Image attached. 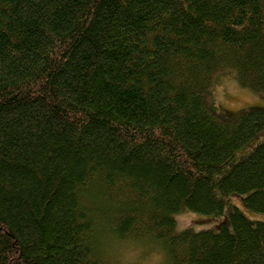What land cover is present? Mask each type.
<instances>
[{
  "label": "trees",
  "instance_id": "1",
  "mask_svg": "<svg viewBox=\"0 0 264 264\" xmlns=\"http://www.w3.org/2000/svg\"><path fill=\"white\" fill-rule=\"evenodd\" d=\"M225 70L264 96V0H0V264H264L231 204L264 214V109L214 112Z\"/></svg>",
  "mask_w": 264,
  "mask_h": 264
},
{
  "label": "rangeland",
  "instance_id": "2",
  "mask_svg": "<svg viewBox=\"0 0 264 264\" xmlns=\"http://www.w3.org/2000/svg\"><path fill=\"white\" fill-rule=\"evenodd\" d=\"M208 96L212 109L222 117H228L244 109H264L263 94L239 87L233 71L225 70L214 74L210 79ZM231 204L250 223L264 222V214L248 209L240 196L231 198ZM227 216L228 212L223 216L210 218L200 213L183 211L175 214L173 219L177 232L185 229L199 232L218 228L216 226ZM153 246L145 243L111 242L107 243V256L114 264H150L152 259L150 249Z\"/></svg>",
  "mask_w": 264,
  "mask_h": 264
},
{
  "label": "clouds",
  "instance_id": "3",
  "mask_svg": "<svg viewBox=\"0 0 264 264\" xmlns=\"http://www.w3.org/2000/svg\"><path fill=\"white\" fill-rule=\"evenodd\" d=\"M103 250H107L106 244L103 246ZM150 256L152 257L150 264H168L167 252L159 244L150 249Z\"/></svg>",
  "mask_w": 264,
  "mask_h": 264
}]
</instances>
